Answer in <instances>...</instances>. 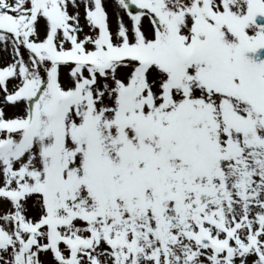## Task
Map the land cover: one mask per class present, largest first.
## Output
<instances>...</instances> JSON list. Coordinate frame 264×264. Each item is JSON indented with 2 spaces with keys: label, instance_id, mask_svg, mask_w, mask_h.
Returning <instances> with one entry per match:
<instances>
[{
  "label": "snow or ice",
  "instance_id": "6c2138e0",
  "mask_svg": "<svg viewBox=\"0 0 264 264\" xmlns=\"http://www.w3.org/2000/svg\"><path fill=\"white\" fill-rule=\"evenodd\" d=\"M0 264H264V0H0Z\"/></svg>",
  "mask_w": 264,
  "mask_h": 264
}]
</instances>
